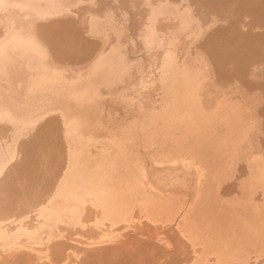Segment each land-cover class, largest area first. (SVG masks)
Wrapping results in <instances>:
<instances>
[{"label": "bare ground", "instance_id": "6f19581e", "mask_svg": "<svg viewBox=\"0 0 264 264\" xmlns=\"http://www.w3.org/2000/svg\"><path fill=\"white\" fill-rule=\"evenodd\" d=\"M63 5L62 0H0V22L3 24L2 21H4L5 25H3L6 28H4L6 31L4 30L5 32H3L5 34L1 33L0 35V81L5 83L0 82V124L7 123L10 125L9 128L7 127L10 131V139L3 142V137L0 135V177L17 158L19 154L17 148L19 139L47 115L60 112L65 142H67L65 162H63L64 164L62 163V168L60 167L61 170L58 171V174H55L57 175L56 178L53 175L55 180L53 184H49L48 190L42 196L36 197L31 202V205H28L29 208L22 210L7 209L4 211L0 209V257L2 255L9 256V258L17 257L22 252L25 253L24 251L26 250L36 251L34 255L32 253L29 254L31 257L34 256V260L47 259L49 243L54 238L64 236L67 227H71L72 230H75L73 231L74 234L73 232L71 234L76 237H69L70 241H72L71 245L68 246V249L71 247V253L67 251L69 253L67 256L70 258V263L75 262L78 257L80 258V253H83L84 249H88L86 247L90 248V246L93 247L94 244L98 243V245L102 243L106 245L105 243L107 242L121 241L127 235L126 230L123 229H129L130 227H134V230L138 229L140 226L135 225V223H140L143 218L144 220L148 218L151 222L156 223L159 221L163 224L165 222L172 223L175 220L180 232L192 241L191 244L193 246L199 243L204 245L208 253H202L204 255H201L202 258L199 257L200 259L198 260L196 259L197 257H194L197 260L196 264H207L209 255L211 254V257L214 256H212V253L217 255L218 259H221L219 261L221 264L246 260L244 258L251 252V249H255L251 247L261 244L260 241H256L259 235L253 232L254 229L252 230L251 223L248 222V226L242 227L239 239L236 237V241L233 244L226 243L229 245L225 246L222 244V240H225L224 236L221 235V241H219L220 239L216 240L220 232L218 235L216 234L217 237L216 235L213 236L214 234L212 233L214 232H211L213 230L211 226L214 224L210 225V232H203L202 222L198 218L199 216H197L198 219L196 220L193 212L196 203L191 206L192 210L190 213L180 219L182 212L184 213L186 205H188L187 200L184 202L182 200L183 197L181 199V195H177L178 193L175 192L176 188L172 189V191L174 190L173 194L164 192L166 185L179 186L186 180L193 179L194 175V190L197 191V194H200L201 187L210 182L208 179L214 175L212 174L213 172L217 171L216 168L221 166L226 159L230 157L233 159V155L238 156L239 144L242 142L241 140H244L247 128H251L247 127L250 123L247 124V121L250 120H248L247 116L249 113L246 114V108L244 109L242 102H230L231 100L228 101V98L223 101L220 99L221 101L217 102L219 100L217 98L215 104L207 105L210 98L205 102L207 98L204 101L201 93L203 92L201 89L203 90L202 87H204L202 79L205 78L206 72L202 78L203 74L201 75L200 72L203 69L199 70L195 67L196 65L193 66L194 62L191 64L189 61H184L185 59L183 61L179 59L176 49L173 48V46H176L180 35L192 27L191 17L189 18L188 14L185 13L186 11L177 12L179 8L175 9L174 12H176L177 18H180L179 24L176 25L172 33L170 32L169 38L161 37L158 34L156 21L160 14H164L165 11L168 12V4L166 5L167 7L165 6L167 9L160 6V4L158 8L153 6L154 9H152V12L150 11L149 23L143 37L144 43L147 46H153L154 44H157L156 46L158 44L159 46H165V43H161L163 42L162 39L165 38L168 39L166 41L164 39L166 43L168 41V47H164L166 50H164V54L162 53L161 61L156 67L157 71H159L158 77L149 80L144 79L143 83L145 87H149L150 83L152 87H157L159 84L157 90H161V98L159 100L151 99V103L152 101L153 103H148L150 105H147L149 107H146L147 109L145 107L143 109L137 99L138 107L142 106L143 110L139 113L140 116L138 115L137 118L134 114V118L137 119L133 122L125 121L126 123H121L122 126L119 127V130H114V128L109 130V126L105 132L104 126L107 125L102 124L103 120L101 122V115L99 114V108L104 105L101 97L102 95L106 96L105 91L112 92L121 83L128 82L126 79L131 76L129 70L132 66L130 67L129 60L122 52V46L118 44L117 46L115 44V47L113 46L114 48H111L108 52L102 53L101 51V55L96 56V60L93 58L94 62L89 65L88 69L86 68L85 72L82 69L77 74H70L71 72L67 74L68 71L64 72L62 68L58 69L57 64L55 65L52 64V61H48L49 55L47 56L45 48L34 33L32 26L36 18H47L48 16L62 13L65 10V5ZM65 7L67 8V6ZM96 21H93L91 26L98 28L101 23L98 24L100 21ZM101 27L104 28L105 26ZM101 27H99L100 31H102ZM152 82H157L155 83L157 85L153 83V86ZM120 87L118 89H121ZM124 88H127V85ZM125 90L124 93H126ZM120 92L122 93L123 90ZM120 92H118L119 96ZM160 92L158 91V93ZM115 93L116 91L113 92V94ZM124 93L119 97L122 100ZM136 93L141 95L140 91ZM127 94H125L126 98H128ZM131 97L129 96L128 99H131ZM140 97L144 96L141 95ZM150 97L152 98V96ZM146 98L148 99V97ZM103 103H105V100ZM128 103L130 102L128 101ZM102 109L104 110L105 108L102 107ZM109 118L106 116V122ZM244 141L243 143L245 144L246 140ZM246 148L243 147V149ZM243 152L242 150L241 155ZM247 156H245L246 159ZM250 164L252 163L250 162ZM164 165L169 167V170H166V168L162 170ZM253 166L255 165L253 164ZM189 173L192 177L187 175ZM254 176L253 178L258 179L256 175ZM263 177L261 176L258 181L262 182ZM254 182L257 181L255 180ZM254 182H251V184H254ZM259 182L256 184L258 185ZM260 187L257 188L259 189ZM260 191L262 192L263 190ZM184 192L187 193L185 190ZM191 193L194 195L193 192ZM251 195L255 196L250 194L249 197ZM189 202H192V200ZM228 204H231V202ZM220 205L223 206V204ZM255 205L257 206L258 204H254L253 207ZM214 207L215 209H212L216 211V205ZM29 214L33 218L30 222H26L24 219ZM136 215L139 216L138 219ZM237 215H234V217L236 216L238 220ZM201 216L203 217L202 214ZM258 217L260 218V216ZM205 221H203L205 223L203 225L208 222ZM173 224L175 223L173 222ZM225 228L224 231L226 230ZM237 228L238 226L235 230ZM157 230L160 232H155L158 237L155 236L156 239L164 242L169 240L168 234H164L167 230L166 232L163 229V231ZM227 230L229 231L228 228ZM220 231L223 230L221 229ZM144 233L146 234V232ZM261 233L263 234L264 232L262 231ZM231 237H234V234ZM262 238L264 239V235ZM231 241L233 240L231 239ZM162 245L164 244L162 243ZM193 246L192 248H194ZM259 248L257 251H260L261 248ZM241 250H249V252L240 253ZM193 251L196 254L197 250ZM19 252L21 254H18ZM225 253H228V256L223 257L222 255ZM48 257L51 259L50 254ZM191 257L193 258L192 255ZM251 258L250 261H252ZM34 260L31 258V261ZM210 260L212 259L210 258ZM194 262L193 264H195ZM216 262L218 260L215 261V264H217ZM259 262H256V264H259Z\"/></svg>", "mask_w": 264, "mask_h": 264}, {"label": "rangeland", "instance_id": "374dc122", "mask_svg": "<svg viewBox=\"0 0 264 264\" xmlns=\"http://www.w3.org/2000/svg\"><path fill=\"white\" fill-rule=\"evenodd\" d=\"M62 2L65 6H67L66 8L63 5L65 10L69 11L68 13L64 10L62 13L48 16L47 18H36L32 26L34 33L44 46L47 56L49 55L48 61L50 60V62H53L52 64H57L56 66L58 69L62 68L64 72L68 71L67 74L70 72V74H77L78 72H81L82 69V71L85 72L89 68V65L94 62L93 58L96 60V56L101 55V51L102 53L105 51L108 52L111 48H114L118 44L122 46L121 50L129 60L128 62L130 67L132 66L129 70L131 76H128L126 79L128 82H123L125 84L121 83L118 86V88L121 86L120 88L123 90L122 93H124V90L126 89L125 91L128 93L127 97L129 98V96H132V100L125 97L126 93L122 95V97L124 96L126 99L123 98L122 100V98H119L121 97L122 93L120 91L122 90L118 88L117 89L119 91L117 89L112 92L105 91L104 93L106 96L102 95L101 97V99H103L102 104L104 105H101V108H99V114L101 115V122L103 120L102 124L107 125L104 126L105 132L108 130L109 126V130H111V128L119 130V127L122 126L125 121L133 122L138 118V115L140 116L139 113L143 111L142 108H146L148 103H153V101L151 103V99L159 100L161 98V90H157L159 84L157 85L155 84L157 82H152V85L154 83L157 87H152L150 83L149 87H151L149 88L145 87L143 80L157 78L159 75V71H157L158 69L156 67L159 61H161L164 50H166L164 47L166 48L168 45V41L167 43L165 42L168 39L165 38L170 37V32L172 33L174 31V28H176V25H178L180 21V18H177L178 16L174 10L179 8L177 12L186 11L185 13L188 14L189 18L191 17L190 21L192 20V27L189 29L190 32L189 30H186L182 33L176 43V46H173V48L176 49L179 59H182V61L185 59L184 61H189L191 64L194 62V64H192L193 66L196 65L195 67L199 70L203 69V71L201 70L200 72L201 75L203 74L202 78L205 74L206 76L202 79V85L204 83V87H202L203 90L201 89V91L203 92L201 93L204 97H202L203 100L207 98L206 101L204 100L205 102H207L210 98L208 100L209 104L207 103V105L215 104L217 98L219 99L217 102L221 100L223 101L224 99L226 100L227 98L228 101L231 100L230 102H242V104H244V109H247V111L245 109L246 114L249 113L247 116L248 120H250L247 121V124L250 122L252 125L249 123L247 126L251 128H247V130H249L248 135L247 130L245 133V138L246 135L247 138H243L246 140V143L244 144L243 142L245 141L241 140L242 142L239 144V152L237 151L238 156L233 155L232 157H234V160L230 157L222 162L221 166L216 168V170L219 171L212 173L215 175L216 179L214 175L209 173L212 175V177L210 176L208 179L210 182H207V185L201 187V190H203L202 192L200 190V194H197V191L194 190V175L192 177L190 173L187 175L191 176L193 179L190 178L191 180L188 179L185 181L186 183L184 182L179 186L168 184L165 186L167 188L164 187V192H167V194H173L174 190L172 191V189L176 188L175 192L178 193L176 194L178 196L181 195L180 198L182 199L183 197L182 200L184 202L187 200L188 205H186V210H184V213L182 212L180 219L187 216L192 210L191 206L196 203V205H194L193 212L195 213L194 215L196 220L198 218L201 220L203 227L201 228L203 232L205 231L206 233V231H211V228L214 230L211 231L214 232L212 233L214 234L213 236L216 234L218 235L220 232L218 237L216 235V240L220 239L219 241H221V235L224 236L225 240H222V244L225 246L229 245L226 243L233 244V242L236 241V237L239 239L242 227H246V225L248 226L249 223H251L250 226L252 227V230L254 229L253 232H256L255 234L259 235V240L257 239L256 241H260L262 245L260 244L256 247H251L255 248H250L251 252H249V250H241L240 253L249 252L247 257L244 258L246 260L235 261L232 263L256 264V262L258 263L261 260L259 264H264V239L262 238L264 233H261L262 231L264 232V209H262V207H264V168H262L264 167V164H262L264 163V0H62ZM159 4L163 8L168 4V12L165 11L164 14H160L158 20L156 21L158 34L161 37H165L162 39L163 42H161L163 44L165 43V46H159V44L158 46H156L157 44L147 46L144 43L145 41L143 37L147 29V24L149 23V16L151 14L150 11L152 12V9L156 7L158 8ZM166 7L165 9H167ZM171 11L174 14H172ZM96 20L100 21L98 24L101 23V26H105V30L101 26L99 27H101L102 31L99 30V27L95 28L91 26L93 21L95 22ZM2 23L4 24L5 22L2 21ZM3 24L0 22V35L6 31L4 26L5 24ZM186 32L187 34H185ZM4 34L5 33H3V35ZM0 82L5 84L3 81ZM125 85H127V88H124ZM115 91L117 94H113ZM138 91H140L141 95L144 97H140L141 95L136 93ZM158 91L160 93H158ZM118 92L121 93L120 96ZM213 93L215 96L212 95ZM150 96H152V98ZM146 97H148V99ZM143 98L146 99L144 100ZM137 99L143 107H138L139 103ZM104 100L105 103H103ZM210 100L211 102H215L211 103L209 102ZM128 101L130 103H128ZM102 107L105 109L103 110ZM134 114L137 118H134ZM106 116L107 118L110 117L107 119V122L105 120ZM61 121L62 117L60 112L49 114L39 121L26 135L19 139L17 145L19 154L6 169L5 173L0 177L1 210H22L27 207L29 208L28 205H31V202L36 197L42 196L46 190H48L50 185L53 184L57 176L55 174H58V171L61 170L62 163L65 162V154L67 153V142H65L66 139L63 131L64 127ZM114 122L116 125H114ZM113 125L114 127H112ZM9 126L10 125L7 123L0 124V135L3 137V142L10 139V131L8 130ZM241 146L244 151L242 155ZM243 147L247 148L243 149ZM245 156H247V159ZM250 162L252 164H250ZM253 164L255 166H253ZM163 168L162 170H165V168L166 170H169V167H165V165ZM53 175H55L54 179ZM254 175H256L258 179L253 178L255 177ZM261 176L263 177V181L260 180L262 182H259L258 180ZM251 179L259 182L258 185L256 184L257 182H254ZM251 182H254V184H251ZM189 184L191 185L189 186ZM249 187H251V189H249ZM257 187L260 188L258 189ZM184 190L187 193H185ZM260 190L263 191L261 192ZM190 191L194 193L195 197ZM249 191L251 192L250 194H254L255 196L251 195L249 197ZM190 199L192 202H189L191 201ZM229 201L231 204H228L230 203ZM214 204L216 205V211H214ZM220 204H223V206ZM254 204L258 205L253 207ZM30 214L24 219L26 222H30L32 220L33 216ZM248 214L251 216L249 217ZM234 215L238 216L239 221L236 216L234 217ZM136 216L138 219L139 216ZM197 216L199 217L197 218ZM240 216H243L244 220L243 218L241 219ZM258 216H260V218ZM251 217L253 218L251 219ZM231 218L233 219L231 220ZM137 219L135 217V221ZM211 220L213 223H211ZM143 221L135 223V225L140 226L138 229L134 230V227L123 229L126 230L125 232H127V237L125 236V239L123 238L121 241L113 242L114 244L112 242H107L105 243L106 245H104V243L98 245V243L94 244L93 247H86L88 249H84V251H82L83 253H80V258L78 257L80 260L77 259L75 262L70 263V258L67 256L71 253V247L68 249V246L72 243L69 237H76L71 234V232L75 231L74 229L72 230L71 227H67L64 232V236L54 238L51 243H49L48 252L51 259L48 257V254L47 259L44 258L34 260V256L31 257L29 254L32 253L34 255L36 251L25 250V253L22 252L21 254V252H19L18 254L21 255H17V257L9 258V256L7 257L6 255H2L0 257V262L2 261L1 264H9V262L10 264H193L195 261L194 263L196 264V261L200 259L199 257L202 258L204 255L202 253L207 252L206 247L201 243L193 246L191 244L192 241L183 236L180 232L175 220H173L172 223L165 222L167 225L159 221L156 223L151 222L148 218H145V220L143 218ZM203 221L208 222L206 225H203L205 224ZM173 222L175 224H173ZM142 223H145V225L143 226ZM211 224L214 225L210 228ZM236 225L238 228L235 230L237 227ZM207 226L209 227L207 228ZM234 226L236 227L234 228ZM224 228L226 229L225 231ZM157 229H160L161 231L165 230V232L167 230L164 234H168L167 236H169V240L167 239L168 241L164 242L156 239L155 236L157 237V235H155V232H160ZM219 229H222L223 231H220ZM238 230L239 232H237ZM256 230L260 232L258 233ZM232 231L233 233L231 234ZM144 232H146V234ZM233 234L235 238L231 237ZM231 239L233 241H231ZM162 243L164 245H162ZM192 246L196 248L194 249ZM257 247L260 251H257ZM192 249L197 250L196 254ZM67 251L70 252L68 253ZM212 256L213 257H211V254L209 255L207 264H215L216 260H218V262H216L217 264H221V262H219L221 259H218L217 255L212 253ZM222 256H228V253H225ZM29 257H31L34 261H31V258ZM194 257H197V260ZM210 258L212 260H210ZM250 258L252 261H250ZM255 258H258V260ZM254 261L255 263H253Z\"/></svg>", "mask_w": 264, "mask_h": 264}]
</instances>
